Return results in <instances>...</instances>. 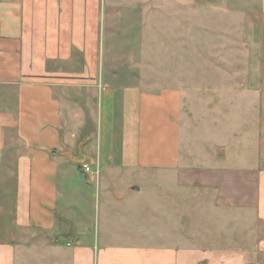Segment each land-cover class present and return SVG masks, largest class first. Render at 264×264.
Instances as JSON below:
<instances>
[{"label": "crops", "instance_id": "obj_1", "mask_svg": "<svg viewBox=\"0 0 264 264\" xmlns=\"http://www.w3.org/2000/svg\"><path fill=\"white\" fill-rule=\"evenodd\" d=\"M193 1L169 0L185 35ZM96 2L0 0V264H264V38L242 114L199 98L198 129L179 91L101 67Z\"/></svg>", "mask_w": 264, "mask_h": 264}, {"label": "rangeland", "instance_id": "obj_2", "mask_svg": "<svg viewBox=\"0 0 264 264\" xmlns=\"http://www.w3.org/2000/svg\"><path fill=\"white\" fill-rule=\"evenodd\" d=\"M191 5L192 35H185V5H171L169 0H97L90 5L87 28L94 35L92 44L101 67L113 57L117 74L123 67L145 76L149 82L142 84L144 89L171 87L179 91L189 119L198 117V126L194 125L198 129L201 107L195 105L199 98L207 107L210 123L216 125L215 121L224 118L231 124L234 109L242 114L241 101L234 94L246 90L248 40L263 42L264 0L251 4L242 0L201 4L195 0ZM172 6L178 12L175 19L168 18ZM206 15L210 18L203 19Z\"/></svg>", "mask_w": 264, "mask_h": 264}, {"label": "built area", "instance_id": "obj_3", "mask_svg": "<svg viewBox=\"0 0 264 264\" xmlns=\"http://www.w3.org/2000/svg\"><path fill=\"white\" fill-rule=\"evenodd\" d=\"M83 171L85 172H89L90 171V168L88 165L84 164L83 167H82Z\"/></svg>", "mask_w": 264, "mask_h": 264}]
</instances>
